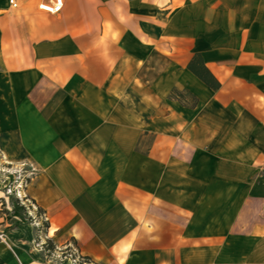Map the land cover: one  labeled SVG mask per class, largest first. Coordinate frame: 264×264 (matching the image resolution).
Instances as JSON below:
<instances>
[{
	"label": "crops",
	"instance_id": "0c3cea01",
	"mask_svg": "<svg viewBox=\"0 0 264 264\" xmlns=\"http://www.w3.org/2000/svg\"><path fill=\"white\" fill-rule=\"evenodd\" d=\"M9 1L0 152L34 169L47 227L0 215V264L70 244L91 264H264V0Z\"/></svg>",
	"mask_w": 264,
	"mask_h": 264
},
{
	"label": "rangeland",
	"instance_id": "374dc122",
	"mask_svg": "<svg viewBox=\"0 0 264 264\" xmlns=\"http://www.w3.org/2000/svg\"><path fill=\"white\" fill-rule=\"evenodd\" d=\"M152 62V66L157 64L158 68L155 72H148L145 80L149 82L166 67V62L160 57L155 56ZM34 173L29 163H9L0 152V215L6 221L7 229L21 224L41 226L40 221L37 222L36 207L23 192L30 179L35 177ZM13 206L18 208L15 213H12ZM20 206H24L25 210H20ZM42 220L44 222L43 216Z\"/></svg>",
	"mask_w": 264,
	"mask_h": 264
},
{
	"label": "built area",
	"instance_id": "2783aa9c",
	"mask_svg": "<svg viewBox=\"0 0 264 264\" xmlns=\"http://www.w3.org/2000/svg\"><path fill=\"white\" fill-rule=\"evenodd\" d=\"M9 4L12 8H16L17 4L10 0ZM64 6V0H47L38 5V9L49 15H57L59 14ZM44 217V216H43ZM42 218V216H41ZM45 220V218H44ZM5 237L3 234H0V240L4 241ZM50 258L55 260V264H91L92 262L83 257L76 246L67 245L63 248H55L53 251L49 253Z\"/></svg>",
	"mask_w": 264,
	"mask_h": 264
},
{
	"label": "trees",
	"instance_id": "16d2710c",
	"mask_svg": "<svg viewBox=\"0 0 264 264\" xmlns=\"http://www.w3.org/2000/svg\"><path fill=\"white\" fill-rule=\"evenodd\" d=\"M187 69L210 89L215 91L219 88L218 82L212 77L209 71L205 68L202 59L199 55L196 54L193 56V58L187 65ZM170 97L191 108H194L197 105V99L187 92H179L177 90H173ZM17 209L18 208L16 206H13L12 213H15ZM19 209L22 211L25 210L24 206H20ZM43 214L44 212H42L41 209L36 208L37 217L43 216ZM9 216H11V214H9ZM42 227L43 228L47 227L46 222L42 223ZM49 250L50 253L51 251H53V248L51 247Z\"/></svg>",
	"mask_w": 264,
	"mask_h": 264
}]
</instances>
